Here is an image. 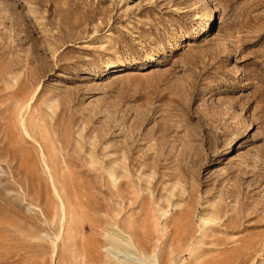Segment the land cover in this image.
<instances>
[{
    "label": "rangeland",
    "instance_id": "obj_1",
    "mask_svg": "<svg viewBox=\"0 0 264 264\" xmlns=\"http://www.w3.org/2000/svg\"><path fill=\"white\" fill-rule=\"evenodd\" d=\"M0 264H264V0H0Z\"/></svg>",
    "mask_w": 264,
    "mask_h": 264
},
{
    "label": "bare ground",
    "instance_id": "obj_2",
    "mask_svg": "<svg viewBox=\"0 0 264 264\" xmlns=\"http://www.w3.org/2000/svg\"><path fill=\"white\" fill-rule=\"evenodd\" d=\"M213 12H212V14L211 15H209L207 18H206V21H209V20H211L212 19V17H213ZM125 67V66H124ZM64 217V216H63ZM125 244V243H124ZM130 244V243H129ZM128 245V244H127ZM116 247H117V250L119 251V252H122V253H124L125 255H128V254H126L127 253V251L120 245V244H116ZM129 247V246H128ZM131 247V246H130ZM116 250V251H117Z\"/></svg>",
    "mask_w": 264,
    "mask_h": 264
}]
</instances>
